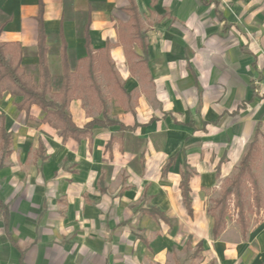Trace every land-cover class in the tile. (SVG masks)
<instances>
[{
  "label": "crops",
  "instance_id": "crops-1",
  "mask_svg": "<svg viewBox=\"0 0 264 264\" xmlns=\"http://www.w3.org/2000/svg\"><path fill=\"white\" fill-rule=\"evenodd\" d=\"M134 2L147 57L131 0H0V41L20 45L28 72L42 29L59 80L63 46L85 63L89 39L118 121L64 141L39 105L27 112L21 96L0 95V128L12 136L4 156L0 135V264H264V205L245 237L234 218L214 236L211 214L257 129L264 135V0ZM94 102L76 92L78 127L105 119ZM256 170L264 197V148Z\"/></svg>",
  "mask_w": 264,
  "mask_h": 264
},
{
  "label": "trees",
  "instance_id": "trees-1",
  "mask_svg": "<svg viewBox=\"0 0 264 264\" xmlns=\"http://www.w3.org/2000/svg\"><path fill=\"white\" fill-rule=\"evenodd\" d=\"M127 11L134 27L133 40L138 43L144 56L147 57L146 33L143 31L141 16L134 0H131ZM4 23L5 21L0 22V34ZM47 39V35L42 29L39 37L40 62L34 72H28L22 64V49L19 44L0 41V95L4 91H8L13 95L21 96L22 100L18 103V108L25 109L27 112L33 105H39L45 111L44 120L60 130L64 141L69 138L83 140L91 136L95 125L107 126L118 123L108 115L109 107L106 96L96 74L97 57L91 50L89 39L87 41L89 51L85 63L71 57L66 47L63 46L64 73L60 80L51 74L48 67L47 54L50 48L47 46ZM80 64L82 67L79 69ZM81 76L88 78L89 81L81 82ZM79 90L94 97V103L102 109L105 115L104 120L94 119L84 127H78L73 122L69 106ZM0 135L3 154L8 156L11 153L12 136L6 132L4 127L0 128ZM263 148L264 135L258 128L254 140L242 158L238 173L227 181L220 197L214 200L211 207V214L214 217V236H219L226 228L230 218L231 203H234V208L238 212L237 222L240 224L244 237L250 227V224L244 220L245 215L252 211L250 199L255 201L258 208L263 207L264 197L260 186V176L256 170V162L261 156ZM191 174V171L186 167L182 173L181 182L184 200L188 206L191 203L189 194ZM161 216L163 215L161 214ZM202 249V243H200L198 251L201 252ZM199 257H201L200 254Z\"/></svg>",
  "mask_w": 264,
  "mask_h": 264
},
{
  "label": "rangeland",
  "instance_id": "rangeland-1",
  "mask_svg": "<svg viewBox=\"0 0 264 264\" xmlns=\"http://www.w3.org/2000/svg\"><path fill=\"white\" fill-rule=\"evenodd\" d=\"M104 91H105V93L106 94H109L110 93V91H111V88L110 87H108V86H104ZM110 96V95H109ZM110 98V97H109ZM99 113H101V111H99ZM218 197H220V196H218ZM217 197V198H218ZM216 198H214L213 199V204H214V200H215ZM250 204H251V207H252V211L251 212H248L246 215H245V221H247V223H249V224H251L252 222H254L255 220H257V214L258 213H256V212H259L260 211V209L262 208V207H260V208H258L257 206H256V204H255V201L251 198L250 199ZM230 206H231V209H230V218L228 219V221L229 220H231V218H234L235 220H238V212L235 210V208H234V203H231L230 204ZM228 221H227V223H228ZM255 223V222H254Z\"/></svg>",
  "mask_w": 264,
  "mask_h": 264
}]
</instances>
